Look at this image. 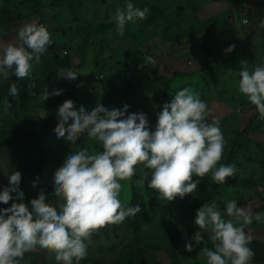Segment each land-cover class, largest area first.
<instances>
[{
  "label": "rangeland",
  "instance_id": "374dc122",
  "mask_svg": "<svg viewBox=\"0 0 264 264\" xmlns=\"http://www.w3.org/2000/svg\"><path fill=\"white\" fill-rule=\"evenodd\" d=\"M40 2V10L36 12L25 0H0V42L14 43L24 23H43L48 26L53 43L59 45L60 56H54L55 50L50 45L40 62L33 64L29 77L17 78L16 82L0 80V136L24 126L31 131V136H25L27 142L39 140L35 151L0 149V190L8 184L7 175L18 170L22 174L19 187L23 192L36 190L52 196L53 176L66 156L80 148H88L90 152L100 148L86 134L72 146L57 142L53 136L57 118L48 132L43 127L48 110L63 106L69 98L71 83L59 79L58 72L72 70L83 77L73 98L75 111L81 107L91 111L97 103L108 109L118 108L109 103L103 83L87 81L90 74L96 78L109 76L107 85L113 87L112 81L118 83L123 102L135 99L137 113H145L153 127L162 105L170 102L178 90L199 92L212 110L209 122L213 118L219 120L226 141L219 163L233 161L236 167L235 175L226 178L224 185L213 182L209 173L201 178L194 194L166 201L157 190L149 189L146 181L142 184L144 173L151 170L137 165V173L121 182L120 199L129 204L133 187L140 190L145 214L143 230L134 233L127 219L120 224H106L92 235L86 257L94 258L98 264H118L120 256L130 255L134 244L156 241L165 248H147L148 264H176L177 244L181 248L186 242L195 244L185 234L194 235L198 230L194 224L196 210L200 208L196 201L203 193H215V201L218 206V201H223V209L226 200L236 199L239 207L250 209L253 215L264 212V119L238 91L243 66L251 71L264 62V29L258 27L264 20V0H133L136 7H147L149 12L143 20L129 22L123 35L111 17L117 7H126V0ZM155 6L162 8L164 15L153 23L151 14ZM6 7L17 17L13 22L3 21ZM232 44H236L235 48L226 53L225 49ZM147 56L153 57L155 63L144 64ZM66 62L72 66H63ZM12 83L18 88L15 96L8 92ZM45 89L49 99L44 102L39 94ZM54 91L62 95L53 98ZM40 149L45 151L46 162L37 168ZM163 205L171 207L170 210H163ZM52 207L55 209L54 203ZM250 227L253 236L250 247L255 252L252 264H264V222L254 221ZM204 237L177 264H207V258L200 256L199 250L211 248L212 242L210 233H204ZM21 264L57 262L54 254L37 250L26 255Z\"/></svg>",
  "mask_w": 264,
  "mask_h": 264
},
{
  "label": "clouds",
  "instance_id": "9594fccd",
  "mask_svg": "<svg viewBox=\"0 0 264 264\" xmlns=\"http://www.w3.org/2000/svg\"><path fill=\"white\" fill-rule=\"evenodd\" d=\"M148 12L147 7L141 9L133 0H126V7H117L111 19L123 35L129 22L143 20ZM248 21L244 19L245 23ZM258 27L264 29V20ZM52 43L46 24L24 23L14 43L0 42V80L9 79L13 73L17 78L29 77L33 64L40 62ZM234 48V44L229 45L225 52L231 53ZM143 62L151 65L155 60L147 56ZM58 78L75 83L77 74L72 70L58 72ZM238 91L264 119V62L251 71L243 66ZM8 92L18 94L15 83ZM39 95L44 102L49 99L46 89ZM61 95L59 91L51 93L53 98ZM128 108L124 104L122 108L108 109L100 103L91 111L83 107L75 111L71 103L59 108L53 132L57 142L72 146L86 134L100 148L93 152L80 148L66 156L52 180V196L58 210L48 205L43 192L26 206L19 187L21 172L15 170L7 175L8 184L0 190V203L11 204L0 207V264H21L26 255L37 250L54 254L57 264H80L95 232L106 224H120L141 213L140 204L129 206L120 199L121 182L137 173V165L151 170L144 173L142 184L146 181L145 185L157 190L166 201L194 194L201 178L209 173L217 185H224L226 178L235 175V165L219 163L226 141L219 120L213 118L209 122L212 110L199 92L178 90L170 102L162 105L151 130L145 113L126 115ZM32 187L35 189L36 184ZM254 221L264 222V212L253 215L250 209L239 207L236 199L226 200L223 210L215 200L205 202L194 218L198 226L192 237L195 244L186 242L184 249L192 252L207 232L212 247L199 250L207 264H252L255 252L250 247V226Z\"/></svg>",
  "mask_w": 264,
  "mask_h": 264
},
{
  "label": "trees",
  "instance_id": "16d2710c",
  "mask_svg": "<svg viewBox=\"0 0 264 264\" xmlns=\"http://www.w3.org/2000/svg\"><path fill=\"white\" fill-rule=\"evenodd\" d=\"M26 3L30 6V8H32L33 11L39 12L40 10V6H41V2L40 0H25ZM6 11V17L4 18V22L5 23H9V22H13V20H16V16L14 17L12 11H10L7 7L5 8ZM152 21L151 22H156V20L158 19V17L163 16L164 15V10L162 8H159L157 6H155L152 9ZM41 21L43 22L44 20L41 19ZM236 46V44H234ZM52 48L55 50V54L54 56L56 58H60L59 56V45H57L56 43H52L51 44ZM63 66L68 67V66H72L71 62H66L63 63ZM9 80L11 82H16L17 81V77L15 76V74L13 73ZM83 80V77L81 75H77V79L75 81V83H71L70 89H69V98L67 100L66 103H71L72 105L74 104L73 102V98L75 95V90L77 88V83ZM111 78L109 76H105V77H101V78H96L94 77L92 74H90L87 78V81H99L101 83L104 84L105 87V96L106 98L109 100V103L111 104H115L118 106V108H122L124 104L129 105L128 111L126 113V115L128 113H137L138 112V104L136 103L135 99L129 102H123V97L122 95H120L119 91V85L118 83H114L112 81V85L113 87H110V85L107 83H110ZM133 88V87H132ZM121 89V88H120ZM128 93V92H127ZM166 94V93H165ZM167 97V95H166ZM165 101V99H164ZM62 106H54L51 109L48 110L46 116L44 117L43 120V127L45 128L46 132L49 131L50 126L52 124V122L56 119V113L59 110V108ZM149 126H150V130L153 128L152 124L149 122ZM25 136H31V131L29 129H27L24 126H19L15 129L14 132H12L11 134H2L0 136V149L4 148V147H10L14 150L17 151H24V150H31V148L35 151L38 149V139H35L34 141H30L27 142L25 140ZM46 162V154L45 151L43 149L39 150V154H38V159L36 160V167L37 168H41L42 166H44ZM228 164H232L235 165V162L230 161V163ZM24 193V203L27 205H29L30 202L35 201L38 197V195L40 194V192L36 191V190H26L23 192ZM46 201L48 203L49 206H53V203L55 205V209L54 210H58L56 208L57 205V201L55 200V198L53 196H48L45 195ZM215 193L213 192H208V193H203L201 194L200 198L197 199L196 201V205L197 207H201L205 202H211L213 200H215ZM219 203V207L221 208V210L224 207L223 201H218ZM10 202L5 205L3 203H0V207H8L10 206ZM136 204H140L141 206V213H138L134 218H126L127 219V224L129 227H131V229L134 231V233H140L143 230V225H142V219L144 217V207H143V199H142V194L140 192V190L136 187H133V196L131 201L129 202V206L132 205H136ZM171 207L163 205L162 209L163 210H170ZM193 235L190 234H185V238L188 240H192ZM193 243V242H192ZM178 247L176 249V251H174L175 253V259L174 262L177 263H181V261H183L184 258V254L186 253L184 247H180L179 244H177ZM152 247L154 250H161L164 249L165 246L160 242H156V241H147V242H143L140 244H134L132 247V251L130 253V255L126 258H123L122 256H120V259L118 261V264H148L149 263V258L146 254V251L148 250L147 248ZM80 264H98L97 261L92 258V257H85L82 262Z\"/></svg>",
  "mask_w": 264,
  "mask_h": 264
}]
</instances>
